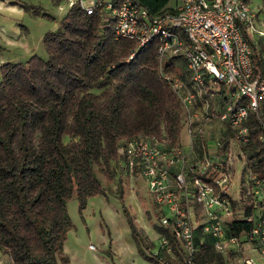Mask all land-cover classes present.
<instances>
[{"label":"trees","instance_id":"16d2710c","mask_svg":"<svg viewBox=\"0 0 264 264\" xmlns=\"http://www.w3.org/2000/svg\"><path fill=\"white\" fill-rule=\"evenodd\" d=\"M165 2L141 0L150 11ZM100 9L86 13L73 4L58 27L43 35L44 58L34 54L24 63L0 64V248L12 264H68L62 254L71 226L66 201L75 194L81 210L90 196L104 193L93 166L110 177L120 139L142 133L179 142L182 108L159 75L156 41L135 50L132 41L115 39ZM251 46L263 75L260 50ZM93 88L101 90L96 94ZM246 124L243 149L255 162L251 171L264 178L261 126L254 114ZM122 211L144 259L181 263V248L159 224L157 232L167 238L175 259L165 252L146 255L151 243ZM249 228L250 222L232 219L226 229L235 235ZM197 245L195 264H224L211 244Z\"/></svg>","mask_w":264,"mask_h":264},{"label":"built area","instance_id":"2783aa9c","mask_svg":"<svg viewBox=\"0 0 264 264\" xmlns=\"http://www.w3.org/2000/svg\"><path fill=\"white\" fill-rule=\"evenodd\" d=\"M73 4L92 13L100 0L87 4L85 0H68L69 6ZM100 15L110 21L114 38L132 41L135 50L156 41L159 75L182 104L183 125L197 140L196 145H182L171 143L164 135L142 133L120 139L115 159L120 182L130 188L135 178L143 180L160 211L158 224L170 231L183 252L180 264H195L191 256L198 245L193 222L202 235L214 239L216 252L225 255L231 246L240 249L241 243L248 242L264 262V178L251 171L255 162L243 149L248 136L246 123L252 114L261 126L258 139L264 142L260 113L264 74L255 64L251 46V33L257 31L264 37V30L257 29L248 1L179 0L175 8L150 11L141 0H108ZM164 55L181 56L190 76L166 73L161 65ZM201 95L203 107L193 113L195 100ZM217 98L222 103L219 110L211 107ZM216 119L226 121L241 144L236 158L246 164V174L236 199L231 195V143L225 146L215 139L213 146L221 149L209 153L206 141H202L204 127ZM235 200L246 204L248 214L236 208ZM232 219L250 222L249 230L227 233V223ZM88 247L94 249L92 244ZM154 252L171 256L166 237H158ZM237 264L260 263L248 256Z\"/></svg>","mask_w":264,"mask_h":264},{"label":"rangeland","instance_id":"374dc122","mask_svg":"<svg viewBox=\"0 0 264 264\" xmlns=\"http://www.w3.org/2000/svg\"><path fill=\"white\" fill-rule=\"evenodd\" d=\"M48 1L0 0V5H2L3 10L2 12L0 11V30L4 31L8 36L14 37L15 39L22 38V40L25 39L24 37H29L31 40L35 39L38 34V29L42 25L41 22L46 27H49L47 31L51 30L55 22L57 21V16L52 11H50L51 9L49 8V6H46ZM51 1L53 2V0ZM107 1L108 0H105V2ZM52 2L49 4L54 5ZM260 2L261 7L256 6V9L258 11L255 12V14L253 15L255 22L259 21L256 13H264V4L262 3V1ZM260 20H262L264 23V15H262V18H260ZM2 25L5 26V30L1 28ZM12 26H15L16 28L12 32H10L9 29ZM257 29L260 28L257 27ZM18 35H21V37H19ZM251 36L253 38L252 44L255 49L259 50L261 48V55L264 54L263 35L258 34L257 31H253L251 33ZM18 50L19 49L16 46L7 47L3 44H0V64L5 62H13V60H9V58L12 57L15 53H17ZM38 50H40L42 56L39 54L35 55L43 58V56L46 55L43 44ZM254 61L257 65L255 58ZM161 65L163 67V70L172 76H178L184 73L190 76V73L185 69V62L181 56L171 58L167 55H164L161 58ZM100 90L101 89L99 88H93L90 91L97 94L100 92ZM260 113L264 120V100L260 106ZM184 117L185 116L182 114V121H184ZM220 122L223 124L222 131L224 134H222L221 137L213 138V140L217 139L220 142L224 143L225 146L231 143L232 158H236L239 148H241V144L235 140L230 126L226 123V121ZM183 131L184 126H182V132ZM66 140L67 137H64V141ZM203 140H205L204 137L202 141ZM220 149L221 148H218V150ZM115 159L116 154L113 159L114 161L112 160L110 163V177L105 176L97 166H93L94 173L98 177L102 187L104 188V193L90 196L87 199L84 208L81 210L78 208V202L75 194H72L66 201V212L71 226L66 233L67 243L65 254L68 257H75L76 264L79 263V261H77L78 257H80L85 264H100L98 260L92 255L93 252L95 254L102 253L106 258H109V255L106 252L107 243H105L104 245V240L109 239V236L113 237V244L111 250L116 252L117 256L121 254L122 250H120L119 248V243H123L125 241V238H128L130 234L127 222L122 211L123 207L131 215L138 228H140L141 231L143 230L141 233L145 234L144 229L139 225L141 224V222H144L145 226H147L148 228L151 226L153 227V229H155L154 231H157L160 211L155 208L156 205L154 203L152 205L153 210L149 209V206L146 202H151V197L146 193V190L143 186H140V190V187L138 185H136L135 187V189L138 188L137 193L143 195L146 199L145 201L143 197H140L138 195L140 206L138 211L135 212L131 209H127L122 197L120 198V173L117 170L118 166L115 163ZM245 168L246 164L241 173L243 175V179L241 180L242 182L239 187L240 189L242 188V185L245 182ZM112 187L114 188V190L112 189ZM123 188L125 191H127L126 187ZM235 204L238 210H247L246 204H239L237 202H235ZM147 237L149 239V242L151 241V245H153V247L151 246V250H154L155 245L158 244V238H156V236L153 239H150L149 236ZM74 240L77 243H74ZM89 244H92L94 246V249H89ZM244 244L251 245L248 242H243V245ZM87 247L90 252H88ZM171 256L175 259L174 254L171 253ZM5 264H7V261L5 262ZM163 264L166 263L163 262ZM178 264H180L179 261Z\"/></svg>","mask_w":264,"mask_h":264},{"label":"crops","instance_id":"0c3cea01","mask_svg":"<svg viewBox=\"0 0 264 264\" xmlns=\"http://www.w3.org/2000/svg\"><path fill=\"white\" fill-rule=\"evenodd\" d=\"M48 1V0H47ZM51 0L48 1L46 6H49V8L51 9L50 11H52L56 16H57V21L55 22L54 26L52 27L51 30H55L58 25L60 20L62 19V17L65 15V13L67 12V10L70 8V6L68 5V0H53V4H49ZM251 11L253 12L252 14L254 15L255 12H257L258 10L256 9V6L261 7L260 5V1H262V3L264 4V0H247ZM86 4L89 3V0H85ZM179 0H166V2L163 4V6L161 7V9H172L175 8L178 5ZM105 0H100V6L101 8L104 7L105 4ZM46 8V7H45ZM264 8V7H263ZM105 10V16H109L110 13ZM0 11L2 12V5H0ZM0 12V13H1ZM257 14V18L259 21H256V26L258 28H260V30L264 29V23L262 20H260V18H262V15H264L263 12L261 13H256ZM107 21L104 20V23H106ZM41 26L38 29V34L36 36L35 39L31 40L29 37H24L25 39L22 40V38L19 39H15L14 37L8 36L4 31L0 30V44H3L7 47H18V52L15 53L12 57L9 58V60H13V63L15 62H21L24 63L31 55L34 54H39L42 56V53L40 52V50H38L39 48H41L42 46V37L43 35L46 33V31L48 30L49 27H46L42 22H41ZM2 29L5 30V26L2 25L1 26ZM16 27L12 26L10 27V32H12ZM49 30V31H51ZM13 34V33H12ZM19 37H21V35H18ZM251 39L252 36H251ZM260 47V46H259ZM260 53H261V48L259 49ZM262 58H264V54L261 55ZM45 57V55L43 56V58ZM221 101L217 98L216 103H212L211 102V107L219 110L221 109ZM201 107H203V96H199L198 98H196L195 100V104L192 108V112L193 113H197L201 110ZM211 109V108H210ZM184 126V131L182 132V127L180 129V133H179V143L182 145H189V144H197V140L194 136H191L186 129V125H182ZM222 126L223 124L219 121V120H214L212 123L206 125L204 127L203 130V137L205 138L206 141V146H207V150L209 153H213V152H218V149H216L212 142H213V138L215 137H221L223 133L222 131ZM191 160V159H190ZM230 167L232 169V174H233V186L231 188V195L234 199L237 198V195L239 193L240 190V184H241V180L243 179V175L241 174L244 168V165L235 157L230 159ZM244 172L246 174V170L244 169ZM244 174V177H245ZM120 185V186H119ZM118 186L120 187V191L119 193L121 194V197L127 207V209H131L133 211H138L140 206H139V199H138V195L140 197H143V195L138 194L137 193V189H135L136 185L143 186L146 190L145 184L143 182V180L141 178H135L133 180V186H131L130 188L125 185V183H121ZM123 187L127 188V191L124 190ZM112 189L114 190V188L112 187ZM141 189V187L139 188V190ZM147 193V190H146ZM118 194V193H117ZM148 194V193H147ZM149 195V194H148ZM144 200L146 201V199L144 198ZM235 202H237V200L234 201V205ZM149 206V209H152V205H153V201L151 199V202H146ZM239 204H242L243 202H238ZM245 205V203H243ZM157 208V207H155ZM153 210V209H152ZM241 211V210H240ZM134 221V220H133ZM155 222V221H153ZM152 222V223H153ZM135 223V222H134ZM194 226L198 227V224L196 222H193ZM154 224V223H153ZM128 225V224H127ZM136 225V224H135ZM140 227H142L144 229V237H145V243H151V241L149 242V239L147 236H149L150 239L158 238L160 236L159 233H157V231H154L155 229H153V227L148 228L147 226H145L144 222H141V224H139ZM136 227L138 228V226L136 225ZM129 228V226H128ZM140 230V228H138ZM195 228L194 229V234L197 235L196 238V242L197 244H202V243H207V244H211L214 241V239L210 236H205L202 235L200 233V231H197ZM143 231V230H142ZM140 230V232H142ZM197 231V233H196ZM129 236L128 238H125V241L122 243H119V248L121 251V254L119 256L116 255V252L112 251V244H113V237L109 236V239H105L104 240V245L105 243H107V249L106 252L109 255V258H106L102 253L101 254H95L94 252L92 253V255L98 260V262L100 264H154L146 259H144L143 256H141L138 251H137V246L136 243L131 235L130 229H129ZM66 243H67V237L65 236V239L63 241V246H62V254L63 256H65L67 258V263L68 264H76V260L75 257H68L65 254V249H66ZM74 243L75 242L74 240ZM241 243L240 249H238L235 246H231L228 253L225 255H222L223 258V262L224 264H237L243 257H253L256 258V260L258 261V263L260 264H264V262H262L258 257L257 254L251 249V246L248 244H244ZM153 247V245H152ZM145 248V247H144ZM143 248V249H144ZM213 249V247H211ZM155 249H156V245H155ZM155 249L151 250L150 249H144L146 255L151 256L150 253H154ZM88 252H90V250L87 247ZM92 252V251H91ZM77 256V255H76ZM7 261V264H12L11 259L9 258L8 254L5 253L1 248H0V264H5V262ZM77 261H79L78 264H85L84 261L81 260L80 257L77 258ZM59 264H61L59 262Z\"/></svg>","mask_w":264,"mask_h":264}]
</instances>
